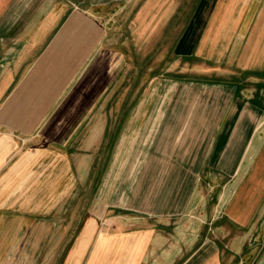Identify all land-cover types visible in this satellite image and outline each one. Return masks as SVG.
Here are the masks:
<instances>
[{"label": "crops", "instance_id": "obj_1", "mask_svg": "<svg viewBox=\"0 0 264 264\" xmlns=\"http://www.w3.org/2000/svg\"><path fill=\"white\" fill-rule=\"evenodd\" d=\"M181 1L0 0V264H264V0H197L187 27L155 51L152 30L173 18ZM155 54L159 72L150 65ZM181 65L196 73L194 131L162 130L150 154L145 137L133 154L150 159L130 167L122 182V196L140 191L129 204L109 205L130 215L109 214V227L96 214L82 215L73 239L64 231L58 238L68 236L66 247L53 245L64 222L51 213L52 187L65 172L96 170L97 159L96 152L82 158L73 147L78 140L63 136L75 121L62 114L76 111V99L93 88L102 92L112 70L118 83L145 67L153 76L137 111L151 95L163 93L165 106L180 88L183 99L185 86L175 79L186 78ZM159 76L165 82L157 83ZM165 117L152 116L150 128ZM123 122L95 206L119 189L110 173L122 135L124 163L128 142L137 139ZM193 163H200L193 184L185 174L165 178L172 165ZM146 166H162L152 199L141 190L153 184L139 179ZM52 172L64 173L57 186L42 180L36 205L35 180ZM169 185L186 188L164 197Z\"/></svg>", "mask_w": 264, "mask_h": 264}, {"label": "rangeland", "instance_id": "obj_2", "mask_svg": "<svg viewBox=\"0 0 264 264\" xmlns=\"http://www.w3.org/2000/svg\"><path fill=\"white\" fill-rule=\"evenodd\" d=\"M197 3V0H182L180 7L177 9L178 11L174 13L173 18L171 17L168 22L166 24H162L161 27H154V30H152V34L154 36V39L152 41L153 47L151 48L155 49L156 51L158 47L161 48L160 45H162L163 43L164 48L170 46L172 44L171 41L174 39L176 34L181 32L183 26L187 27L186 25L187 23H189ZM151 50L152 49L148 50V52ZM167 50L168 49H166L165 51L167 52ZM155 55L157 56L159 54ZM156 58L157 59L155 60V64L153 66L152 64L150 65L154 68L153 71L155 70V72H159L161 71L159 69H161L162 67V62L160 60L158 61V56ZM143 62L144 65H146V60L143 59L141 63ZM191 66L193 67L194 65L191 64ZM180 67L181 69L184 68V73L179 74H183L187 79H180L178 77L175 79L181 80L182 82L180 84L185 86V90H183V99L180 88H178L175 97L165 106L162 105L164 101L159 105L163 93L157 96L151 95L149 100L146 102V106H144V108H142L140 111H137L136 107H134V103L138 98H142L145 94L146 96H148L150 79L153 76L145 67V73H143L142 75L134 76L125 74V77H123V79L118 83L120 77L116 76L115 71L112 70L111 74L108 72L109 77L106 80L108 82V85L103 87V89L101 90L102 92L99 91L95 93V89L93 88L92 93L88 94L86 98L78 97L76 99L73 104V106L77 105L76 111L70 112L68 109L66 114H62L64 118H66V116H71L70 119H72V123L73 121H75L72 127L69 126L67 130L66 128L64 129V131H66L63 136H73L78 140V142L74 144L73 147L78 149V154H80L82 158L84 155H86L85 153L87 152H96L97 159L95 165L96 170L65 172L64 179L61 180L60 184L58 183L59 186H57V184H54L55 180L57 179L58 175H61V173L64 172L49 173V179L36 178L35 185L33 186L34 192L31 194V196L35 198L36 205H38V201L42 198V189L40 188L42 180H44L45 182H47V180H50L51 184L57 186L55 188V192L54 188L52 187L53 193L51 195V202L53 209L51 210V213L53 214V216L60 218V220L64 223L61 226L58 225L57 228L54 229V233H56L55 236L57 239L54 240L53 245L57 244L56 247L59 248L66 247L69 239L68 236L73 239V237L77 234L76 232L78 231V228H80L79 226L81 224L80 221L82 215L85 216L96 214L97 216L101 217L100 219H98L99 223L100 221H107L109 218V214H116V212H119L121 215H130V213L127 212L128 209H124L121 207L115 210L113 207L109 206L116 203L121 205L129 204V197H136L137 192L140 191L141 187H137L134 189L132 188L131 190L130 188H128L129 193L127 192L125 193L126 195L124 194L125 197L128 198L124 199V195L122 196V193L124 191L122 188V182L124 180H130V178L127 177V171L130 170V167H139L140 162H143L144 159L146 160V157L150 159V151H152V148H155L154 145H157L159 140L158 135H160L162 132L166 133L167 131L169 135L175 134L177 136V134L183 135L184 130L188 133L190 132V130L194 131L195 127H193V123L197 124V120H191L190 117L193 115L192 112L197 113L198 111V104H196L195 100V93L197 92V90L194 84L195 80L193 79V77L196 76V73H194L193 70L190 69V71H185V68H190L189 66L185 67L181 65ZM177 70L178 69H176L175 71L177 72ZM160 76H164L165 78H167L166 75ZM160 76L157 79V83L160 81L165 82V80L161 79ZM175 79L172 80L174 81ZM137 81L138 83L135 84ZM173 81L172 83H174ZM184 82H187V84ZM186 90H188V95L186 93ZM161 91L163 92V90ZM161 91H159V93ZM54 114L55 113L52 112L50 118ZM160 114L167 115V118L165 117L166 121L167 119H173L174 121L172 120L166 122L163 120V122L157 123L155 129H153L154 127L151 129V123L149 120L152 116H160ZM183 118H186V120L183 121ZM124 120L127 121V125L125 127L126 132L128 133V137L136 135L137 139H132L128 142L129 146L132 143L133 148L129 160L124 163V157H121L118 153L121 142L123 140L122 135V139L115 152L116 155L114 157V163L111 167L112 171L114 172L110 173V180H114V183L117 181L116 184L119 185V189L110 190L108 194L104 193L103 198L100 199V205L95 206V199H97L96 197L98 196V194L100 195L101 192L97 191L96 187L97 185L101 186V183L105 178L107 171V169L105 168L108 166L112 159L111 155L113 153L111 152L116 147L115 142L119 140V131L122 127H124ZM166 125L167 127H165ZM106 128L108 131L105 135L106 139H104L102 136ZM152 130H154V132L150 136V131ZM145 137L146 141L144 143V147H147L146 152L149 151V154H146L142 157L133 154L134 149H136L137 146L142 145ZM93 139H95L96 143L92 142ZM102 139L103 141H101ZM130 150L131 148L129 149V152ZM137 160L139 161V163L136 166L135 164ZM84 161L85 159L80 160L81 163H83ZM199 164L200 163L172 165V167L174 168H172V170L174 171L171 172V169L164 171V174H166L165 178L172 177L173 181V179L181 178L182 175L184 176L185 174L189 177L190 181H192L191 183L193 184L199 174ZM160 167L162 166L143 167L142 169L144 170L142 171V176H140L139 178L140 181L143 182L144 180H146V184H152L153 179L158 176L157 168L160 169ZM87 171L89 172L87 173ZM137 178L138 177H136V180ZM198 183H200V185L202 186H205L202 180H198ZM153 185L154 183L141 189L146 193L147 191H149L151 193V199L152 196H154V190L157 189ZM195 185H197V183ZM182 188H186V186H166L164 187V197H168V195L172 192L174 194H177L178 191L179 195L182 192ZM63 190H66V193H62L61 199V196L59 197V193L63 192ZM134 197H132V199ZM106 223H108V226L106 227L112 225L111 220H108ZM60 227L62 228V230L60 229ZM62 231L68 233V236H66L67 238L61 243V239L58 242V238L62 237L64 233H62Z\"/></svg>", "mask_w": 264, "mask_h": 264}]
</instances>
